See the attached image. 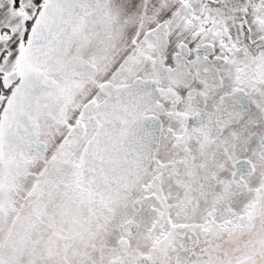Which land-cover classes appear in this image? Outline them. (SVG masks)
Wrapping results in <instances>:
<instances>
[{"label":"snow or ice","instance_id":"6c2138e0","mask_svg":"<svg viewBox=\"0 0 264 264\" xmlns=\"http://www.w3.org/2000/svg\"><path fill=\"white\" fill-rule=\"evenodd\" d=\"M0 264H264V0H0Z\"/></svg>","mask_w":264,"mask_h":264}]
</instances>
